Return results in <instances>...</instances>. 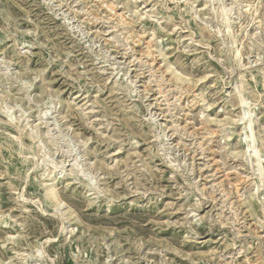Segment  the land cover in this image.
I'll return each instance as SVG.
<instances>
[{
  "label": "rangeland",
  "instance_id": "374dc122",
  "mask_svg": "<svg viewBox=\"0 0 264 264\" xmlns=\"http://www.w3.org/2000/svg\"><path fill=\"white\" fill-rule=\"evenodd\" d=\"M0 264H264V0H0Z\"/></svg>",
  "mask_w": 264,
  "mask_h": 264
},
{
  "label": "bare ground",
  "instance_id": "6f19581e",
  "mask_svg": "<svg viewBox=\"0 0 264 264\" xmlns=\"http://www.w3.org/2000/svg\"><path fill=\"white\" fill-rule=\"evenodd\" d=\"M46 194L48 198H56V200L58 201L57 187L54 182H52L49 186H46Z\"/></svg>",
  "mask_w": 264,
  "mask_h": 264
}]
</instances>
